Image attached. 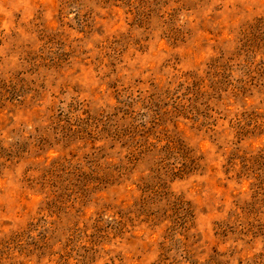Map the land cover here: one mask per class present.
Returning <instances> with one entry per match:
<instances>
[{
    "label": "rangeland",
    "instance_id": "374dc122",
    "mask_svg": "<svg viewBox=\"0 0 264 264\" xmlns=\"http://www.w3.org/2000/svg\"><path fill=\"white\" fill-rule=\"evenodd\" d=\"M0 264H264V0H0Z\"/></svg>",
    "mask_w": 264,
    "mask_h": 264
}]
</instances>
